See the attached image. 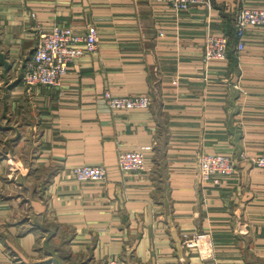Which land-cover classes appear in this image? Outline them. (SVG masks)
<instances>
[{
  "label": "crops",
  "instance_id": "obj_1",
  "mask_svg": "<svg viewBox=\"0 0 264 264\" xmlns=\"http://www.w3.org/2000/svg\"><path fill=\"white\" fill-rule=\"evenodd\" d=\"M264 0H210L177 13L153 0H0V264H264V28L246 48L203 61L208 33L233 37L229 13ZM97 27L98 51L70 65L64 88L23 81L40 32ZM116 97L151 95L146 110L111 111ZM151 146L143 172L120 152ZM237 171L202 187L203 154ZM104 166L80 183L76 166ZM210 241L214 261L182 247Z\"/></svg>",
  "mask_w": 264,
  "mask_h": 264
},
{
  "label": "built area",
  "instance_id": "obj_2",
  "mask_svg": "<svg viewBox=\"0 0 264 264\" xmlns=\"http://www.w3.org/2000/svg\"><path fill=\"white\" fill-rule=\"evenodd\" d=\"M169 4L177 13L188 12L196 6L209 4L210 0H153ZM249 27L264 28V9L239 10L233 23V38L235 51L241 53L245 50V38ZM40 32L31 60L26 64L23 81L32 90L35 87H50L57 90L64 88V78L71 64L84 55H93L99 49L100 36L96 26L90 25L86 31L76 32L71 27L55 25L50 33ZM230 37L208 33L205 41L203 61L206 69L213 62L229 60ZM104 101L113 111L146 110L151 107V95L116 97L106 92ZM152 151L151 146L138 148L134 151L120 152L117 166L122 174L143 172L146 168L147 153ZM235 156L224 154H203L199 158L198 178L202 187L207 185H220L221 179L237 171L239 160H247L245 153ZM253 166L264 169V156L252 157ZM73 177L80 183L105 182L109 172L104 166L82 165L73 169ZM182 247L188 250H198L203 262L214 261L209 253L210 241L207 236L200 233L182 234ZM106 264H123L120 261L109 260ZM173 264H182L173 263ZM217 264V263H213Z\"/></svg>",
  "mask_w": 264,
  "mask_h": 264
},
{
  "label": "rangeland",
  "instance_id": "obj_3",
  "mask_svg": "<svg viewBox=\"0 0 264 264\" xmlns=\"http://www.w3.org/2000/svg\"><path fill=\"white\" fill-rule=\"evenodd\" d=\"M238 12H239V10L235 11L234 13H229L231 15L230 17L234 20L235 17L237 16Z\"/></svg>",
  "mask_w": 264,
  "mask_h": 264
},
{
  "label": "trees",
  "instance_id": "obj_4",
  "mask_svg": "<svg viewBox=\"0 0 264 264\" xmlns=\"http://www.w3.org/2000/svg\"><path fill=\"white\" fill-rule=\"evenodd\" d=\"M234 41H235V40H234V38H233V37H231V38H230V46H231V47H233V46H234ZM235 43H236V42H235Z\"/></svg>",
  "mask_w": 264,
  "mask_h": 264
}]
</instances>
